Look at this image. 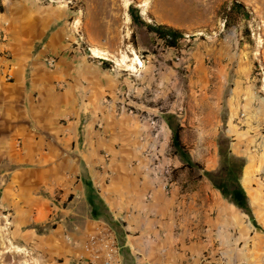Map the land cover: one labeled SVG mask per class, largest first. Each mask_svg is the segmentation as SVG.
Returning <instances> with one entry per match:
<instances>
[{
  "label": "crops",
  "instance_id": "1",
  "mask_svg": "<svg viewBox=\"0 0 264 264\" xmlns=\"http://www.w3.org/2000/svg\"><path fill=\"white\" fill-rule=\"evenodd\" d=\"M0 7V228L13 246L80 264L87 238L108 226L122 264H251L253 229L204 174L218 153L193 166L169 112L131 101L122 73L71 48L68 11ZM155 158L175 168L170 194L149 173ZM252 171L247 160L241 184L255 205Z\"/></svg>",
  "mask_w": 264,
  "mask_h": 264
},
{
  "label": "rangeland",
  "instance_id": "2",
  "mask_svg": "<svg viewBox=\"0 0 264 264\" xmlns=\"http://www.w3.org/2000/svg\"><path fill=\"white\" fill-rule=\"evenodd\" d=\"M36 1L72 14L71 48L122 73L131 101L169 112L197 169L210 168L219 142L235 138V151L253 161V219L240 209L254 232L251 264H264V0ZM233 3L244 10L232 12ZM146 24L182 33L180 47L165 46ZM16 246L0 228V264H46L35 250Z\"/></svg>",
  "mask_w": 264,
  "mask_h": 264
},
{
  "label": "trees",
  "instance_id": "3",
  "mask_svg": "<svg viewBox=\"0 0 264 264\" xmlns=\"http://www.w3.org/2000/svg\"><path fill=\"white\" fill-rule=\"evenodd\" d=\"M230 9L232 12L238 9L242 11L244 7L240 4L233 3ZM2 10L3 8L0 7V11ZM146 28L148 32L154 33L156 37L163 41L165 46L169 48H179L180 42L184 37L179 31L165 26L146 24ZM104 64L106 69H110L111 64L109 62H104ZM174 142L175 144L180 143L178 130L174 132ZM232 142H234L233 138L223 139L219 142L218 155L223 166L218 172H206L205 175L212 182L214 187L222 193L225 199L229 200L253 219L250 199L241 184L247 160L233 154L231 147ZM188 165H190V163Z\"/></svg>",
  "mask_w": 264,
  "mask_h": 264
},
{
  "label": "built area",
  "instance_id": "4",
  "mask_svg": "<svg viewBox=\"0 0 264 264\" xmlns=\"http://www.w3.org/2000/svg\"><path fill=\"white\" fill-rule=\"evenodd\" d=\"M5 41V36L2 35L1 42ZM57 61L56 57H47L45 63L50 69H54ZM148 170L150 175L159 180L164 192L170 194L174 183L175 168L171 164H163L158 158H155ZM84 248L89 252V256L81 258L80 264H122L118 236L108 226L101 227L97 233L89 236L84 243Z\"/></svg>",
  "mask_w": 264,
  "mask_h": 264
},
{
  "label": "bare ground",
  "instance_id": "5",
  "mask_svg": "<svg viewBox=\"0 0 264 264\" xmlns=\"http://www.w3.org/2000/svg\"><path fill=\"white\" fill-rule=\"evenodd\" d=\"M93 54L94 55H96V56H102L103 54H101L99 51H97V50H93ZM136 57H134L133 59H131L130 61L132 62V64H133V62H136V59H135ZM131 64V65H132ZM131 65H129L130 67H132Z\"/></svg>",
  "mask_w": 264,
  "mask_h": 264
}]
</instances>
